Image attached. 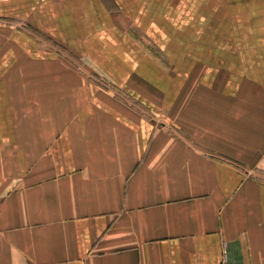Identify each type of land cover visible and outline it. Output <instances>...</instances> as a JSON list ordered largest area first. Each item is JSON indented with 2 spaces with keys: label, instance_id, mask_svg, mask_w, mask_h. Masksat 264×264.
I'll return each mask as SVG.
<instances>
[{
  "label": "crops",
  "instance_id": "obj_1",
  "mask_svg": "<svg viewBox=\"0 0 264 264\" xmlns=\"http://www.w3.org/2000/svg\"><path fill=\"white\" fill-rule=\"evenodd\" d=\"M264 264V0H0V264Z\"/></svg>",
  "mask_w": 264,
  "mask_h": 264
},
{
  "label": "built area",
  "instance_id": "obj_2",
  "mask_svg": "<svg viewBox=\"0 0 264 264\" xmlns=\"http://www.w3.org/2000/svg\"><path fill=\"white\" fill-rule=\"evenodd\" d=\"M221 264H225V263H224V260H223V263H221Z\"/></svg>",
  "mask_w": 264,
  "mask_h": 264
}]
</instances>
